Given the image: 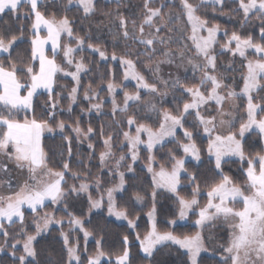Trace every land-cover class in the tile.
<instances>
[{
    "label": "snow or ice",
    "instance_id": "6c2138e0",
    "mask_svg": "<svg viewBox=\"0 0 264 264\" xmlns=\"http://www.w3.org/2000/svg\"><path fill=\"white\" fill-rule=\"evenodd\" d=\"M150 0H144V8L147 10L143 21L140 24L139 32L141 37L144 33V25H153V18L160 15V9L149 7ZM224 0H200V4L194 5L189 0H181V6L187 20L191 25L192 35L190 39L195 46V55L202 57L203 64L195 63L189 58L188 63L194 69L201 71L202 75L198 85L186 87L179 78L171 81V87L176 89L183 95L191 97L190 102H184L182 109L178 107L179 115H174L168 110H161L157 105L151 102L147 103V111L155 112L161 118L159 119V127L153 129L147 124H137L134 116L127 118L129 131H124L123 136L127 142V147L131 155L133 163L139 158L140 147L143 146L149 153L147 170L152 174L153 184V206L148 213L151 221L150 230L141 238L136 235V240L139 241V249L144 254V259L152 261L155 254L162 248L176 246L179 250H183L187 257L185 264H202L201 254L207 252L205 246L203 229L209 225H214L216 221H223L231 230L229 243L226 247L221 246L223 253L220 264H264V155L257 154L255 157H246L243 150V141L246 133L258 131L264 137V116L258 118L260 113H264V104L254 102V93L264 90V43L253 41L251 36L241 37L233 32L226 42L221 45V51L231 52L233 56L238 55L243 58L246 63L242 66L246 69L241 76L243 85L240 91H236L229 85L224 84V76H217L216 55L213 54L214 45L218 42L217 37L220 32L219 26H207V21L196 15L198 9L207 4L223 6ZM75 4L78 9H81L84 16L87 17L95 11V0H68V5ZM239 10H242L245 20L250 15H256L258 19L264 22V0H238ZM28 5L30 14L34 16L31 24L32 37L31 43V60L38 61V69L34 64L24 68H17L16 64L11 60V53L14 46L21 36H11L5 40L0 36V53H6L10 67H5L4 62L0 60V156L7 157L13 161L17 168L27 170L28 179L24 181L18 190L10 192L6 196H0V232H3L5 237L8 232L5 230V222L9 225L19 221L24 224L25 210H30L34 214L33 223L35 225V234H26L23 241V254L17 257L16 243L11 245L13 251L11 255L18 260V264H31L29 258L35 259L37 253L34 247V241L37 237L49 230L52 224H63V219H56L49 213L39 215L40 210L46 206V202L58 204L67 197L79 196L81 193L88 194L89 214L95 209H100L105 205V195L107 197V212L110 216H115L117 219L127 220L130 228H135L136 223L128 219V213L125 209H119L116 201V194L125 191V173L118 172L119 183L114 187L106 189L99 199H93L89 192L90 185L82 181L79 186H70L68 189L63 187L66 183L65 173L69 171V164H63V171H55L48 167L47 155L42 145L43 134L53 132V128L47 120L38 121L34 116L29 118L28 113L34 111L33 98L39 94L40 90H44L49 97L50 103L46 111L50 119H55V109L57 102L52 100L54 91L55 77L57 73H63L66 76H71L76 81V87L71 89L69 99L71 103L77 100L78 87L80 83V73L87 71V65L81 59L79 62L75 60V53L84 50L85 46L93 52L99 53L101 59H108L105 52L99 47L92 44H87L83 37L74 35L72 21L65 15L59 19L55 15L46 17L40 11V0H0V14L11 13L19 16L21 6ZM29 13H25L27 17ZM119 25L123 29V37L129 38L128 21L124 17H119ZM179 19V17H177ZM133 29L136 27V22H131ZM22 31V30H21ZM46 31L45 36H41V32ZM160 29L157 27L156 32ZM201 32H207V35H199ZM227 36V32L224 33ZM67 36L69 40H75L76 46L61 43L62 37ZM261 40H264V26L260 28ZM133 40L138 39L135 35ZM158 38L153 35L152 38H139V43L146 46H151ZM163 42V41H161ZM234 45V47H233ZM251 50L257 56V59L252 60L247 56ZM51 52V58L48 56ZM62 52V59L69 66H74L75 71L66 72L56 62V57ZM167 55V53H166ZM181 57L184 53L181 51ZM113 60H120L122 66L125 67L124 79L136 81V91L134 93H124L123 106L116 103L115 93L117 85L108 83L107 89L113 94V114L117 111L127 112L130 103L141 104V91H146L150 94H158L161 97L167 95V92H161L155 83H148L144 76L136 71L135 62L131 59L117 57L115 54L111 57ZM232 65L226 66L231 69ZM157 67V71H158ZM26 72L28 79L21 82L17 76V72ZM165 87H168L169 81H162ZM210 85V87H209ZM228 89L226 95L221 94V89ZM202 89H207L205 94ZM23 93V94H22ZM94 97L98 98L95 92L89 95L85 92L84 99L91 101ZM237 98H246V116L247 119L240 124L238 132L229 131L227 135L216 133L215 117L206 118L201 115L200 109L209 102L214 101L218 106L221 116L223 112V103L226 100L235 101ZM174 99H178L174 97ZM71 103L69 111H71ZM93 109L99 110L101 104H92ZM237 107V105H233ZM23 118H18L21 114ZM194 115L199 125L203 126V131L208 138L207 152L209 158L215 161V171L220 177L218 183H215L211 190L207 193V203L199 206V201L196 198L199 194V186L193 188L191 199H187L179 195L178 189L181 186V175L186 174L190 181L195 182L196 176L188 174L185 167L186 163L195 161L201 162L200 149L193 139V132L184 127L188 116ZM231 115V113H229ZM221 125L227 123L229 128L234 125V120L219 122ZM134 134H132V127ZM57 127L63 132L65 123L60 121ZM182 130V135L187 140V143L180 142L177 138V131ZM77 134V138L81 135L88 137L93 133V129L89 127L85 132L77 123L73 128ZM103 134V133H101ZM146 135L147 139H142ZM69 140V156H71L70 139ZM112 137L109 136L104 140L105 151L100 154V161L103 165L109 159L112 153ZM178 143V150L182 151L183 158H177L174 154L169 153L170 159L173 161L171 168L160 166L159 171L153 167L155 157L151 154L157 145L163 146L165 143ZM93 145L89 144V148ZM238 158L242 164L246 163L247 168L244 169L246 177L245 184L240 186L236 184L228 175L223 173L222 163L228 159ZM126 156L121 155L116 161V168L120 166V162L125 160ZM6 165L0 164V171H5ZM128 172H132L131 165L127 168ZM73 178L79 177L73 173ZM8 188L11 189V182H8ZM96 187L99 189L100 182L96 181ZM156 189H165L176 197L178 205L177 218L168 221L171 231L161 232L156 224ZM138 202H142L143 198L136 196ZM242 205L237 208L235 205ZM199 209L198 212L196 209ZM64 211L68 214V223L72 231L79 230L83 232L84 239L87 241L91 233L84 228V221L68 212L67 205ZM193 213L198 218L194 221L195 226L199 229L193 235H178L174 229L178 221L187 220L189 213ZM64 245L67 248L68 261L67 264H81L79 246L69 245L68 234L61 231ZM122 243L124 249L121 255L115 259V264H131L130 250L128 247L129 240L127 236L123 237ZM97 251L94 256H89L87 264H101L102 259L107 255L102 248V240L96 241ZM4 248L0 247V251ZM108 264H112L109 257Z\"/></svg>",
    "mask_w": 264,
    "mask_h": 264
},
{
    "label": "trees",
    "instance_id": "16d2710c",
    "mask_svg": "<svg viewBox=\"0 0 264 264\" xmlns=\"http://www.w3.org/2000/svg\"><path fill=\"white\" fill-rule=\"evenodd\" d=\"M123 2V0H122ZM128 4V3H127ZM49 0H44L40 8L44 11L45 16L51 15V12L56 14L59 12V8L48 11V7H52ZM125 5L113 4L105 2L103 0L95 1V11L88 16L84 17L82 12L78 8H71L69 10H63V16H67L72 21V27L74 35L83 37L86 44H93L105 51L107 55L111 54L115 45L121 46L122 39L116 30L118 18L112 16L115 8H122ZM115 7V8H114ZM133 7L140 8L137 3H131L129 1L128 8ZM119 10V9H118ZM138 12V10H137ZM25 13H29L26 17ZM120 13V11H116ZM198 15L207 21L209 25H218L219 28L227 32L228 38L233 32L239 34L241 37L251 36L254 42L264 43L260 37V28L264 26V22L258 19L256 15H250L247 20L243 19V12L239 10V4L237 0H225L223 6L207 4L202 6L197 11ZM229 16L232 22H226L219 16ZM113 17V18H112ZM34 17L30 14V7L28 5L21 6L19 10V16L6 13L0 15V36H3L5 40L11 38V36H21L23 39L19 40L14 46L11 53V60L17 66V68L26 69L30 64H34L37 68V62L31 60V24ZM116 24V25H115ZM22 30V31H21ZM120 37V38H119ZM225 38H220L222 43H225ZM137 55L134 56L135 63L139 71L145 73L146 68L141 67L143 64L150 63L149 59L142 56L140 52L142 47L139 44L134 45ZM83 59L89 70L81 79V89L79 95L90 87L93 90H99L103 86L112 82L117 86H122V70L118 64H112L111 62L102 63L99 62L95 55L88 52H83ZM251 57V56H249ZM146 58V60H144ZM230 59L227 56H218L216 59L217 70L223 74L224 77L239 76L244 70L242 65L233 63L232 69L225 72L227 60ZM0 60L4 62L5 67H10V63L7 59V54L0 55ZM237 61V60H236ZM228 72V73H227ZM195 72L188 74L185 78L180 79L181 83L186 87H193V77ZM196 75V74H195ZM17 76L21 82L28 79L26 72H17ZM228 77V79H229ZM230 82V81H229ZM67 83L68 80L57 77L55 79L54 91L52 94V100L55 101L59 93H63L62 84ZM242 84V80L238 82ZM123 90L127 92H134V88L131 85L123 86ZM177 91V90H176ZM179 92V91H177ZM101 96L105 95V90H100ZM180 93V92H179ZM261 93V92H260ZM23 94V93H22ZM264 93H261L262 98ZM119 98V96H117ZM182 102L176 100V106L182 109ZM50 103L47 93L38 94L33 99L34 111L28 114L29 118L34 116L38 121L47 120L49 125L56 126L60 121H63L66 125L64 128V134H55L53 136H44L42 138V145L47 155L48 167L60 171L63 169V164L67 162L69 164V172L77 174H89L88 179L91 180L100 175V190L105 192L106 189L113 186L116 183V176L109 177L106 172L100 171L99 154L102 151L100 143L102 130L104 127L103 117L100 119L90 118V121L82 125L83 117L82 111L86 109V104L82 101L79 105L75 106L72 112L68 115L64 111H61L57 106L55 109V119H50L46 108ZM64 107V106H62ZM24 115V114H23ZM80 121L81 125L86 128L91 127L93 129V136L89 139L93 145V149L88 148L86 145L80 146L73 137L69 126H75ZM184 127L193 132V139L200 149L201 162L186 163L185 167L188 170V174H194L196 181L189 180L188 175L181 176V186L178 189L179 195L187 199H191L193 195V188L199 186V206L202 207L207 203V193L211 190V187L218 183L220 177L215 171V163L209 158L207 153L208 140L203 138L200 133L198 124L193 120L192 116H188ZM70 139L71 156H69V140ZM177 138L180 142L185 143L187 140L183 137L181 132H177ZM243 150L248 157L256 156L263 152V145L261 136L256 132H251L248 137L243 141ZM169 153L174 154L178 159L182 158V151L178 150V143L172 142L163 145L157 149L154 156L161 164L170 163ZM223 173L228 175L236 184L243 186L245 184V165L242 162L234 159H228L227 162L222 163ZM68 178V177H67ZM82 179V178H81ZM126 186L125 191L116 197L117 205L119 209H125L128 213V219L136 221V227L131 230L128 225L114 221L110 219L104 210L92 214L89 219L84 223V228L91 233L92 240L85 243L82 236L77 235V244L79 246V255L81 264H87L88 257L94 256L97 251V240H102L103 251L107 254L105 260L101 264H108L109 257L112 264H115L117 256L121 255L124 249L122 243L123 237L127 236L129 240L130 261L131 264H185L187 257L182 250H179L176 246L168 248H162L155 254L152 261L144 259L139 249V242L136 240V235L139 234L141 238L150 230V225L147 219V212L152 207V200L150 194L153 192V185L150 177L146 171L140 167L134 168V173L131 176L125 177ZM142 196L145 199V205L142 208H137L134 203L135 196ZM156 200V224L157 228L163 231L173 230L168 221L177 218L178 205L176 197L170 193L158 191ZM65 205H67L68 212L73 213L75 216L84 219L87 216V210L89 208L88 199L83 196H70L63 202L62 207L54 212V217L57 219H68L67 212L64 211ZM51 211V208H48ZM197 216L193 213L189 214L188 221L185 224L177 225L174 231L178 235H193L197 228L194 225V221ZM34 215L25 211L24 224L16 222L11 225L5 226V230L8 232V236L5 237L0 233V247L4 250L0 251V264H18V260L14 259L11 255L13 249L11 245L17 241L22 242L26 238V234H34ZM66 225H62L60 228H51L45 235L40 236L34 242L36 249L35 259H29L31 264H67L68 254L64 246L62 239L60 238L61 230H65ZM17 257L23 254L20 247L15 249ZM2 252V253H1ZM202 264H220V260L217 257H210L207 255L201 256Z\"/></svg>",
    "mask_w": 264,
    "mask_h": 264
},
{
    "label": "rangeland",
    "instance_id": "374dc122",
    "mask_svg": "<svg viewBox=\"0 0 264 264\" xmlns=\"http://www.w3.org/2000/svg\"><path fill=\"white\" fill-rule=\"evenodd\" d=\"M43 1L44 0H40V6L43 3ZM95 1H97V0H95ZM103 1L110 2V3H113L115 5L121 4V3H123L125 5L122 8H115L114 7L115 9H114L112 16L114 17V19L122 16L128 21L127 27L129 29V33H130L129 38L126 39L123 37V35H122L123 29L120 27L119 19H118L117 26L119 27V29L116 30L117 31L116 33L119 34V36H121V39L123 41H122L121 46L115 45L111 54L107 55L105 53V55L108 57V59H101V57L99 56V53L93 52L91 49H89L85 46L83 51L75 53V60L77 62H79L82 59L83 63L85 64L84 59H83V56H84L83 52H88L92 55H95L98 58L99 62H102V63L111 62L112 64H118L122 70L123 78H122V86L117 87V90L115 93V100H116V103L118 105L123 106L124 93L127 92V91L123 90V86L131 85L134 88V92H135L136 91V87H135L136 81L131 80V79L125 80L124 79L125 67L121 65L119 59L113 60V59H111V57L113 56V54H115L117 57L125 58V59H131L135 62L134 56L137 55V51L135 50L134 45L139 44L142 47V49L140 51L142 53V56L148 58L150 63L141 65V67L146 68L144 74L142 71H139L137 64L135 63L136 71L139 72L141 75H143L145 80L148 83H150V84L155 83L161 92H167V95L164 97H161L158 94H150L146 91H141V104H131L130 103V107H129L127 112L117 111L115 114H113V104H112L113 94L109 93V91L107 89L108 84L103 86L99 90H93L90 87H88L84 91L83 94L79 95V91L81 89V79L89 70V68L87 67V69H88L87 71L80 73V83H79V87H78L77 100L75 103L70 102L69 93L71 92V89L73 87L77 86L76 81L73 80L71 76H66L63 73H57L55 79L57 77H61L62 79H65V80H68V82H71V84H67V83L62 84L63 93H59L58 97L55 101L57 102V106L60 108V110L64 111L68 115L72 112V110L75 106L79 105L80 101L84 102L86 104V109H84L82 111L81 116L83 117V120H84V121H82V125L84 123H86L87 121L89 122L90 118L100 119L101 116L103 117L102 121L104 122V127L102 130L103 134H102L101 140H100V143L102 146L101 152L106 150L105 145H104V140L107 137L111 136L112 137L111 144H112L113 155L109 159H107L105 161V163L102 165L101 161H100V154H101L100 153L99 154V165H100V171L101 172H106L109 175V177H112L113 175L116 176V183L111 187H114L115 185H117L119 183L118 172H124L125 177L131 176L134 173L135 167H140V168L144 169L152 181V174L149 173L147 170V165L149 163V161H148L149 153L145 150V148L143 146L140 147L139 158L137 159V161L135 163H133L131 160V155H130L129 149L127 147V142L125 141V138L123 136L124 131L130 130L127 123H126L127 118L129 116H134L136 118L137 124L143 123V124H147V125L151 126L153 129H157L159 127V119L161 117L155 112H151V113L148 112L146 102L154 103L157 105V108H159L161 110H168V111L172 112L174 115H179V112H178L177 106H176V100H178L179 102H182L183 100H185L184 102H190L191 97L187 96V95H183L182 93L177 92L176 89H173L171 87V81L175 80L176 78L183 79L188 74L195 72L196 75L194 74V77L192 78L193 82H194L193 86L198 85L202 73L200 70L194 69L193 66L188 63V60H189V58H191L193 61H195V63H198V64H203L204 60L202 57H198L195 55V51H196L195 46H194L193 41L190 39V37L192 35L191 25L189 24V22L187 20V16L184 14L183 8L181 6V0H150L149 7L153 8V9H157V8L160 9V15L153 18V25L152 26L144 25V33H143L142 37H141V34L139 32V27H140V24L143 21L145 15L147 14V10L144 8V0H123V2H122V0H103ZM129 1L131 3L135 2V4L138 3L140 5V8H137V9L135 8V10H133L134 9L133 7L128 8ZM229 1H232V0H229ZM49 2L51 4H54V5L52 7H48V9H50L48 11H51L52 9L59 8V12L57 14L55 12L54 13L51 12V15L46 16V17H51V16L55 15V17L57 19H59V18L63 17V15H64L62 12L63 10H69L73 7L77 8L75 6V4L69 6L68 0H49ZM189 2L194 4V5L200 4V0H189ZM245 2H247V0H245ZM217 6H220V5H217ZM79 10L82 12L81 9H79ZM137 10H138V12H137ZM40 11L44 13L42 8H40ZM116 11H120V13H116ZM82 15L84 16V14H82ZM196 15H198V13H196ZM177 17H179V19H177ZM219 17L226 22H232V20L229 16L222 15ZM243 19L245 20L244 16H243ZM132 21L136 22L135 29H133V25L131 23ZM207 26L212 27L214 25L207 24ZM157 27L160 29L159 32H156ZM219 29H220V32H219L218 37H217L218 42L214 45V48L212 50L213 54L216 55V57L227 56L228 58H230L226 61L227 65L231 64L233 66L234 62L236 64L238 63V65L245 64L246 61L243 58L239 57L238 55L233 56L231 52L221 51V45H223L224 43L221 42L220 38H225L224 37L225 31L221 28H219ZM46 34H47L46 31L41 32V36H45ZM133 35H135L138 39L133 40L132 39ZM153 35H155L158 38L154 42L153 45L146 46L144 44L139 43V38L148 39V38H152ZM199 35L206 36L207 32H201V33H199ZM227 39L228 38H225V42ZM161 41H163V42H161ZM61 43H62V45L63 44H70L72 47L76 46V41L75 40H69V38L67 36L62 37ZM94 46H96V45H94ZM233 47H234V45H233ZM99 49L101 51L105 52L100 47H99ZM181 51L184 53L183 57H181V55H180ZM166 53H167V55H166ZM4 54H6V53H0V55H4ZM51 55H52L51 52H48V56L50 58H51ZM247 56L249 59H252V60L257 59L256 54L254 52H252L251 50L248 51ZM249 56H251V57H249ZM146 58L144 60H146ZM36 62H37V66H38V61H36ZM56 62L66 72L75 71L74 66H69L64 62V60L62 59V52L59 55H57ZM157 67L159 69L158 71H157ZM37 69H38V67H37ZM231 69H232V67H231ZM243 69L244 70L242 71L241 75H239L237 77L231 76V78H230L229 76H226L224 78V81H223L224 84L231 86L237 92L240 91V88L243 85V81H242L241 85H239L238 82H240V80H242L241 76L244 72H246V69L244 67H243ZM229 70L230 69H227V71H229ZM225 72H226V69H225ZM216 75L218 77L223 76V74L221 72H219L218 70H217ZM228 77H229V79H228ZM162 81H169L168 87H165V85L162 83ZM54 86H55V84H54ZM209 87H210V85H209ZM102 89H104L106 92L104 96H101V93H100V90H102ZM202 91H204L205 94H207V89H202ZM227 91H228V89H226V88L221 89V94L226 95ZM85 92H87L89 95H92V93L95 92L96 94H98V98L94 97L91 101L86 100V99H84ZM134 92H128V93H134ZM260 92L264 93V90L259 91L258 93H254V102L264 104V95L262 98H260L261 97ZM42 93H46V92L44 90H40L39 94H42ZM117 96H119V98ZM174 97H177L178 99H174ZM70 103H71V111H69ZM96 103L101 104V108L99 110L93 109L91 107L92 104H96ZM234 104L237 105V107H233ZM246 104H247L246 98H237L235 101L226 100L222 105L223 112L225 114L223 116H221L220 111H218V106L215 104L214 101H212V102H209L207 105L202 106L200 109V112H201V115H203L206 118L215 117L216 124H217L216 133L221 134V135H227L229 131L238 132L240 124L247 119ZM62 106H64V107H62ZM229 113H231V115H229ZM191 116L193 117V120L198 124V126L200 128L201 136L208 140L206 134L203 131V126L199 125V123L196 121L194 115H191ZM261 116H264V113H260L258 118H260ZM18 118L22 119L23 113ZM221 119H223L225 121L234 120V125L231 128H229L227 123L221 125L219 123ZM58 123L56 124V126L50 125L53 128V132H47L46 131L43 134V137L44 136H53L55 134H61V135L64 134V130H63V132H61V130L57 127ZM77 123H78L79 127L81 129H83L85 132L89 128L88 126L86 128H84L81 125L80 121H78ZM77 123L75 124V126H69L70 131H71L73 137L75 138V141L80 146L86 145L89 148V144H92V143H90L89 139L93 136V133L90 134L88 137H84L83 135H81L79 138H77V134L73 131V128H75L77 126ZM86 125H87V123H86ZM65 127H66V125H65ZM134 127L135 126H133L131 129L132 134H134ZM177 132L182 133V130H178ZM253 132H256L257 134H259L258 131H253ZM249 135H250V133H246L245 138L248 137ZM142 139L146 140L147 139L146 135H143ZM261 141H262V145H263V152L260 155H264V137H262V136H261ZM187 142L188 141H186L185 143H187ZM165 144H167V143H165ZM159 148H161V146L157 145L156 148L153 149V152L151 154L154 156L155 151ZM90 149H93V147ZM121 155H125L126 159L120 162V166L117 169L116 168V161L120 158ZM183 156H184V154L182 152V158H183ZM208 156H209V154H208ZM246 157H248V156L246 155ZM253 157H255V156H253ZM231 159L238 160L239 162H241L238 158H235V157H233ZM212 160L214 161V158ZM192 162L196 163L195 161H192ZM172 163H173V161L171 160L169 165L161 164L160 162H158V160L155 157L153 167L156 171H159V168L161 165L170 169ZM214 163H215V161H214ZM0 164L6 165V170L0 171V196H6V195L10 194V192L18 190L19 186L21 184H23L25 180L28 179V172L26 169L21 170V169L17 168L13 161L8 160V158L4 157V156H0ZM243 164L245 165V169H246L247 164L246 163H243ZM129 165H131V167L133 168L132 172L127 171V168ZM60 171H63V169ZM75 174L79 177V179L73 178V173H71L69 171L65 173L66 183L63 184V187L65 189H68L72 185H76L78 187L79 184L82 181H84L90 185L89 192L91 193V196L93 199H99L101 194L105 193V192H101L100 187H99V189H97V187H96V181L97 180H99L100 185H101L100 175L89 180L88 179L89 174H86V175L85 174L84 175L83 174H77V173H75ZM182 175H185V174H182ZM8 182H11V185H12L11 189H9L7 186ZM125 186H126V183H125ZM111 187H109V188H111ZM158 191L170 193L165 189H156V192H158ZM121 193L122 192L117 193L116 197L118 195H120ZM170 194H172V193H170ZM80 195H83L88 199L87 193H81ZM172 195H174V194H172ZM199 196H200V194H198L196 198L199 199ZM142 198H143L142 202H138L136 200V196L134 197V203L137 206V208H139V209L144 207V205H145V199H144V197H142ZM150 198L152 200V206H153L152 193L150 194ZM207 199H208V197H207ZM106 200H107V197L105 195L104 207H102L100 209L93 210L91 212V214H89V211L87 210V216L84 219H82L84 221V223L89 219V217L92 214L98 213V212L104 210L110 219L128 225L127 220L117 219L115 216H110L108 214ZM63 202L58 203V204H51V203L46 202V206L42 210H40L39 215L42 216V215H44V213H49V214L54 216V212L57 209L62 207ZM241 206L242 205H239V204L235 205V207H237V208H239ZM48 208H51V211H49ZM151 209H152V207H151ZM151 209L146 214L150 228H151V221L149 219L148 213L151 211ZM198 210L199 209L197 208L196 211L198 212ZM25 211L31 212L30 210H25ZM68 219H63L62 225H66L67 228L65 230H61V231L68 234L70 246L71 245H77V235L82 236L84 239L83 232L79 231V230L72 231L71 227L68 223ZM187 221H188V219L184 220V221H178L177 225L185 224ZM17 222H19V221H17ZM134 222L136 223V221H134ZM7 225H9V224L7 222H5V226H7ZM62 225L52 224L49 227V230L51 228H60L61 229ZM34 227H35V225H34ZM130 229L133 230V228H130ZM198 230L199 229L197 228L196 232ZM35 231H36V229H35ZM48 231L41 233L37 238H39L42 235H45ZM0 233L3 234V232H0ZM34 234H35V232H34ZM230 234H231L230 228L223 221H216V222H214V225H209L208 227L204 228L203 229V235L205 238L204 242H205V246L208 248V251L203 252L201 254V256L202 255H207L210 257L214 256V257H217L221 261L222 255H226L225 253H223V249L221 246L226 247L228 245L229 239H230ZM60 238L63 241L62 235H60ZM91 240H92L91 235L88 237L87 241H85V239H84L85 243H87ZM63 243H64V241H63ZM22 245H23V241L20 243H17L16 247H20L23 251ZM65 248H66V246H65ZM66 250H67V248H66ZM142 255H144V254L142 253ZM29 259H32V258H29ZM104 260H105V257L102 259V261H104ZM73 264H75V262H73Z\"/></svg>",
    "mask_w": 264,
    "mask_h": 264
}]
</instances>
